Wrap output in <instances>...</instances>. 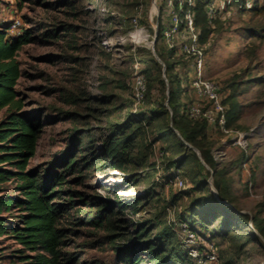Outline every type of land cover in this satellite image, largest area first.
<instances>
[{
  "label": "rangeland",
  "instance_id": "rangeland-1",
  "mask_svg": "<svg viewBox=\"0 0 264 264\" xmlns=\"http://www.w3.org/2000/svg\"><path fill=\"white\" fill-rule=\"evenodd\" d=\"M162 5V0H0L2 24L19 17L23 22L20 32L34 31L35 41L17 56L22 76L16 90L23 99V110L37 112L43 122L29 167L64 148L74 123L88 129L98 144L109 124L129 110L147 111L157 103L165 104L170 85L162 60L176 80L184 79L185 85L178 87V104L193 99L192 67L182 54L169 57L161 37L168 22ZM205 20L200 8L196 25L205 51L202 75L220 86L228 131L208 125L205 138L197 136L193 142L202 151L209 149L212 165L203 160L199 148H189L191 144L171 127L168 110L137 126L126 170H85L83 182L71 183V187L114 200L115 195L107 190L121 184L119 197L140 195L145 205L141 212L123 211L120 216L129 223L122 225L148 220L157 231L172 224L176 229L172 243L179 249L184 236L177 217L193 215L205 237L198 235L199 240L186 247L207 249V242L215 244L217 260L210 264H264V239L249 221L256 214L264 224V0H229L211 20ZM151 58L161 65L164 92ZM135 71L143 72L150 84L145 100L136 104L129 87L130 74ZM238 134L243 137L242 145L232 143ZM212 168L215 175L222 173L220 189L226 198L216 195ZM177 169L182 186L170 179ZM129 177L133 182L126 181ZM0 240L2 246H20L10 237ZM70 249L81 250V261L123 264L108 242Z\"/></svg>",
  "mask_w": 264,
  "mask_h": 264
},
{
  "label": "trees",
  "instance_id": "trees-1",
  "mask_svg": "<svg viewBox=\"0 0 264 264\" xmlns=\"http://www.w3.org/2000/svg\"><path fill=\"white\" fill-rule=\"evenodd\" d=\"M203 6V2L200 6L196 4L195 22L200 8L207 20ZM7 29L8 24L0 22V237H10L20 246H2L0 240V264H98L96 260L81 261V250L70 248L92 247L99 242H108L117 261L123 264H198L183 248L174 247L172 238L176 237V232L172 224L161 226L157 231L148 220H135L130 227L122 225L129 223L120 216L123 211L129 209L131 213H137L144 210L140 195L128 199L119 197L117 191L121 184L107 190L115 195L114 200L97 193L85 194L71 187V183L83 182L85 170L100 173L126 170L137 126L159 118L168 110L171 111V127L186 142L201 150L193 141L197 136L205 138L210 124L182 111L193 100H187L181 106L178 104V87L185 85L184 79L176 80L169 72V64L162 60L166 67L163 72L170 85L166 104L157 103L147 111L129 110L118 121L109 124V130L98 144L88 129L74 123L64 148L47 161L29 167L43 134V122L37 112L23 110V99L18 97L16 90L22 76L17 56L25 45L35 41L34 31L27 28L13 35ZM51 32L56 34L55 30ZM167 50L169 57H178L173 50ZM151 60L155 77L164 92L161 65L153 58ZM149 88L147 82V93ZM201 154L205 162L213 163L209 149L204 148ZM212 170L216 195L220 199L226 198L220 189L222 173L215 175V169ZM131 179L126 181L133 182ZM64 218L66 224L62 221ZM177 218L202 235L195 216L180 213ZM249 221L264 239L263 221L256 214L251 215ZM124 236L128 237L126 241L117 243ZM79 237L93 239L83 243L74 240Z\"/></svg>",
  "mask_w": 264,
  "mask_h": 264
},
{
  "label": "built area",
  "instance_id": "built-area-1",
  "mask_svg": "<svg viewBox=\"0 0 264 264\" xmlns=\"http://www.w3.org/2000/svg\"><path fill=\"white\" fill-rule=\"evenodd\" d=\"M199 0H162L166 12L163 16L168 17L167 24L162 28L161 37L167 49L173 50L175 56L180 54L187 58V62L192 67L194 77L190 86L194 93V98L183 108L191 118H202L210 125H215L220 131L227 132L226 127V107L221 99L220 86L217 82L203 77L205 64L204 46L200 43L199 28L196 26V4ZM203 9L208 20L223 9L229 0H201ZM247 4H243L245 6ZM23 22L19 17H14L8 23V33L18 35ZM129 87L134 103H141L147 96V79L143 72L135 71L130 74ZM134 104V105H135ZM242 135L238 134L233 140V144L242 145ZM159 174L156 179L159 180ZM171 181L182 186L179 170H174ZM184 240L180 242L183 248L198 264H210L217 260L216 246L213 243H206L207 249H190L186 245L199 240L198 234L191 230L186 222H180ZM175 232L176 229L174 228ZM195 250L196 253H192Z\"/></svg>",
  "mask_w": 264,
  "mask_h": 264
},
{
  "label": "water",
  "instance_id": "water-1",
  "mask_svg": "<svg viewBox=\"0 0 264 264\" xmlns=\"http://www.w3.org/2000/svg\"><path fill=\"white\" fill-rule=\"evenodd\" d=\"M155 41V40H154ZM153 41V42H154ZM167 101V100H166ZM166 104V103H165ZM189 146V148H191L192 150H195L196 151V148L194 147V146H192V145H188Z\"/></svg>",
  "mask_w": 264,
  "mask_h": 264
}]
</instances>
